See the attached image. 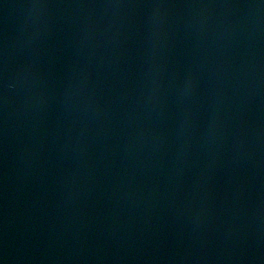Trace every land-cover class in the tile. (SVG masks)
<instances>
[{
	"label": "water",
	"instance_id": "95a60500",
	"mask_svg": "<svg viewBox=\"0 0 264 264\" xmlns=\"http://www.w3.org/2000/svg\"><path fill=\"white\" fill-rule=\"evenodd\" d=\"M0 264H264V0H0Z\"/></svg>",
	"mask_w": 264,
	"mask_h": 264
}]
</instances>
